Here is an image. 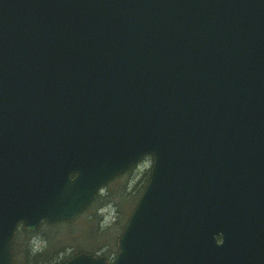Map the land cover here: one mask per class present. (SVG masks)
<instances>
[{"label": "water", "instance_id": "obj_1", "mask_svg": "<svg viewBox=\"0 0 264 264\" xmlns=\"http://www.w3.org/2000/svg\"><path fill=\"white\" fill-rule=\"evenodd\" d=\"M147 155L110 264H264V0H0V264Z\"/></svg>", "mask_w": 264, "mask_h": 264}, {"label": "trees", "instance_id": "obj_2", "mask_svg": "<svg viewBox=\"0 0 264 264\" xmlns=\"http://www.w3.org/2000/svg\"><path fill=\"white\" fill-rule=\"evenodd\" d=\"M143 178H145V181L142 189L147 182L148 171ZM141 191L137 195L132 194L129 197L130 200L127 201L129 206L127 215L122 225H119L118 227L115 222H113L110 227H103L99 224L102 216L98 214V212L107 204L106 201L108 199L106 194L103 196L100 194L95 197L83 214L72 222L56 223L53 225L43 224L42 227L47 228L43 233L40 232L42 227L34 234L27 233L22 228H18L12 241V252L14 255L13 264H63L66 260L79 252L91 253L81 250V246L78 244L86 241L83 238L85 237L84 235H88L87 237H90V240H94L93 238H101V235H105L103 233H108V230L110 229H115L110 237V240L114 243L121 235V232L140 197ZM89 210L92 212L88 213ZM81 220L86 224L81 225ZM37 239L41 240V242L38 241L40 244L39 247L36 246L38 243L35 240ZM91 243L94 242H90V244ZM98 247H101V244L98 245ZM103 248L105 247H101L100 249L102 250ZM68 249L71 250L67 252ZM93 254L95 253L93 252ZM102 255L107 259L111 257V255L104 252Z\"/></svg>", "mask_w": 264, "mask_h": 264}, {"label": "rangeland", "instance_id": "obj_3", "mask_svg": "<svg viewBox=\"0 0 264 264\" xmlns=\"http://www.w3.org/2000/svg\"><path fill=\"white\" fill-rule=\"evenodd\" d=\"M150 163L151 161L149 159H144L139 164V166L134 168V170L129 174H126L122 178L111 182L105 189L101 191V195L103 196L106 194L108 196V199L106 201L107 204L99 210V212H101L100 214H102L101 221L99 222L100 225H102L103 227H110L113 222L116 223L117 227L119 225H122L129 209L127 201L130 200L129 197L132 194L137 195L141 191L145 181V178L143 177L148 170ZM90 212L92 211L89 210L88 213ZM80 223L81 225L86 224L82 220ZM46 229V227H42L40 229V232L43 233ZM114 230L115 229H110L108 230V233H103L105 235H101L102 239L93 238L94 240H90V237H87L88 235H84L85 237L83 238L86 241L78 244L81 246V250H85L91 253L94 252L96 255H102V253L104 252L114 256V252L117 251L116 246H114L116 244V241L112 243V240H110V237ZM37 241L41 242L40 239ZM39 242H37L38 244H36L37 247L40 246ZM90 242L94 243L90 244ZM100 244L101 247L105 248L101 250V247H98V245ZM70 250L71 249H68L67 252Z\"/></svg>", "mask_w": 264, "mask_h": 264}, {"label": "flooded vegetation", "instance_id": "obj_4", "mask_svg": "<svg viewBox=\"0 0 264 264\" xmlns=\"http://www.w3.org/2000/svg\"><path fill=\"white\" fill-rule=\"evenodd\" d=\"M217 243L221 244L222 240L218 239ZM239 245H244L246 247V249L244 250V254H243L244 257H252L254 255V252H256L255 249H249V247L255 246L256 243H253V242H250V241H245V243H241Z\"/></svg>", "mask_w": 264, "mask_h": 264}]
</instances>
